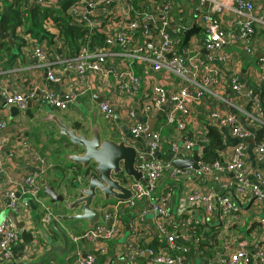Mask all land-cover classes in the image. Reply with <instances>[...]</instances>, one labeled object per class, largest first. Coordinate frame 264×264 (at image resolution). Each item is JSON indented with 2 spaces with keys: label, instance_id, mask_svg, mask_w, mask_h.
I'll return each mask as SVG.
<instances>
[{
  "label": "built area",
  "instance_id": "obj_1",
  "mask_svg": "<svg viewBox=\"0 0 264 264\" xmlns=\"http://www.w3.org/2000/svg\"><path fill=\"white\" fill-rule=\"evenodd\" d=\"M34 3L59 9L60 0H33ZM140 0H75L69 7L67 15L72 24L84 30L96 31L104 37L102 46L83 45L78 54L71 59L61 61L60 55L52 60L53 51L60 46L63 40L55 22L49 18L44 22V29L54 36L55 49L49 48L46 43L33 38L31 34L20 32L18 35L26 56L36 65L38 70L45 71L48 82L61 85L63 74L57 72V62L74 74L75 82L84 84L78 93H68L60 96L53 90L45 88L38 95L36 91L23 94H10L0 86V96L4 100V107L16 106L22 113L27 111L29 102L36 100L40 108L58 111H67L78 101L79 96L92 90L94 86L89 82L94 76L106 79L108 66L119 57L131 58L140 65L149 68L154 74L167 72L178 78L181 83L176 90H169L165 85L156 83L150 87L137 101V106L122 110V116L130 123L129 132L132 138L143 139L145 150H138L136 167L144 173L141 182H134L127 178L122 184L132 191L133 197L129 201H116L110 209L103 208V223L93 230L86 231L75 240H84L88 243H109L120 237L124 229L123 218L127 213L135 210L138 202L150 199L152 201L153 225L157 233V247L145 244V218L138 216L130 222V238L125 250L117 253L115 260L109 264H140L149 256V264H189V259L199 258L197 264H264V245L255 244L250 250L239 248L235 251L226 249L211 250L215 239L205 230H200L208 221V215L214 209L216 197L212 194L203 196L195 193L187 199V206L177 212V220L173 221L166 208L168 198L155 197L158 184L167 175L173 179L189 178L197 174L209 176L216 173H232L234 180L230 186H235L240 196L249 192L255 198L264 199V172L257 171L256 183L248 188V155L246 141L250 133L240 124L237 99L245 97L249 109L245 113L252 123L264 125V99L252 90L243 87L239 75L232 73L229 77L223 68L226 63L223 50L233 39V31L224 26L225 14L234 15L233 27L237 29L236 40L245 42L256 35V25L264 28V0L260 8L262 14L257 17L256 5L252 0H196L203 6L208 3V10L194 22L189 19L181 27L175 25L173 6L170 1L159 4V0H147L148 7L138 4ZM2 3V2H1ZM0 9L3 8V3ZM123 5L124 11L114 16L112 8ZM1 12V11H0ZM99 14V15H98ZM103 17L101 18V16ZM103 18H107L106 24ZM112 21V23H110ZM193 25L201 28L199 35L193 36L187 48L183 46V32ZM182 35V37L178 35ZM137 45V47H136ZM246 54L253 55L251 46L245 49ZM224 56V57H223ZM260 64V77L264 82V58ZM228 77V78H227ZM142 78L136 72L123 74L117 88L120 99L134 98L142 89ZM229 83V85H228ZM228 87L231 88L228 92ZM223 103L230 111L212 112L208 119L227 128L237 139L227 158L206 163L203 155L200 156L198 169L191 167L178 169L172 162L162 159L164 144L169 142L173 159H191L198 142L190 139L186 134L188 124L191 123L192 112L203 99ZM117 105L112 101H104L98 105L102 119L110 123L117 114ZM164 113V125L175 129V137L166 140L161 131H150V127L141 122L145 117H153L157 113ZM139 117V118H138ZM141 117V118H140ZM139 121L135 122L134 119ZM5 121H0V132L6 128ZM209 140H204L206 145ZM4 144V143H1ZM27 145V144H26ZM256 153L259 160H264V138L257 143ZM12 155V154H11ZM39 160L38 156L36 157ZM1 175V173H0ZM38 176L30 175L26 178L20 191L21 197L30 195L34 203L43 211L42 223L50 225L56 216L53 205L46 204L41 192L36 187ZM229 187V186H228ZM18 192L9 191L7 198L9 210L20 222L28 221L27 210L29 205L19 201ZM199 203L203 204L202 216L196 218L199 212ZM241 207L229 202L221 205V225L226 230L232 229L240 220ZM204 216V218H203ZM203 218V219H202ZM108 222V224H106ZM264 225V220L262 222ZM26 226V225H25ZM22 229L10 220L0 224V262L12 263L15 260L13 246L20 240ZM202 244L204 247H202ZM148 245V246H147ZM99 251L103 255L109 252L108 246H102ZM211 254L213 256H211ZM74 264H99L96 254H87L79 258Z\"/></svg>",
  "mask_w": 264,
  "mask_h": 264
},
{
  "label": "crops",
  "instance_id": "obj_2",
  "mask_svg": "<svg viewBox=\"0 0 264 264\" xmlns=\"http://www.w3.org/2000/svg\"><path fill=\"white\" fill-rule=\"evenodd\" d=\"M168 1L172 2L177 0H159V4L162 5ZM252 1L256 5L255 14L258 17L262 14L260 8L263 2L261 0ZM1 2L2 0H0V3ZM138 4L144 8L148 7L147 0H140ZM30 6L33 8L34 6L43 7L44 5L34 3L33 0H30L28 4L24 5V8L28 9ZM208 8L204 9V5L201 6L199 1H194L191 5L185 4L183 6L182 4H179L177 5V11L176 7L175 9L173 7V16L180 23H175V25L181 27L189 20V18L194 19V22H198L197 20L201 18ZM1 10L2 9H0V11ZM112 10L114 16H119L124 11V7L123 5L114 6ZM102 17L103 15L101 18ZM49 18L55 22L57 29L60 31V24L57 23L53 17ZM107 20V18H103L104 24H106ZM233 21V13L227 12L223 22L225 27H228L233 31V39H231L230 43H228L223 50V54L225 55V57H223L226 59L223 68L227 72L228 77L232 73H237L243 87L247 90L256 86L257 90L260 91L264 84L260 77V64L262 62L261 60L264 58V28L260 25H256V35L247 39L245 42H240L236 40L237 29L233 27ZM110 23H112V21ZM92 33L100 35L96 31H93ZM50 34L51 37L49 39H38L33 35L32 36L40 42L46 43L49 48L55 49L56 41L53 40V34ZM61 39L63 40L61 45L57 46V50L52 52V60L57 61L56 55H60L61 61L71 59L76 55L69 49L62 37ZM8 43L9 42H3L0 38V86L6 89L10 94L18 93L28 95L29 93L36 91L39 95L41 90L48 88L60 96H64L68 93H78L81 88L85 87L84 84L80 85L79 81H74L76 76L68 72L65 67L61 65V62H57L55 68L58 73L63 74L64 81L61 85L49 83L46 72L36 68V65L30 60L29 56H26L22 44L19 50L17 49V52L14 53L12 50L8 49ZM91 45L92 42L90 41L89 46ZM95 46L101 45L97 44ZM249 46L254 50L253 55H248L245 52V49ZM120 58L122 57H119L118 59ZM118 59L109 64L106 79L94 76L89 82L94 88L79 96L78 101L71 105L67 111H52L60 115L72 126L76 127L79 125V132L89 133L91 126L88 115L96 105L95 98L103 99L102 102L106 100L112 101L117 105L118 117H115L110 123H108L100 116L103 138H108L117 142L126 140L136 149L145 150L143 139H135L131 137L129 132L130 123L126 117L122 116V110L131 106L135 108L137 106V101L144 96L146 92H149L150 87L153 84L160 83L165 85L169 90H176L181 83L174 75L167 72L154 74L149 68L138 64L131 58H124L125 60H131L127 69H124L123 67L119 68V61L121 59ZM130 71H134L141 76L143 82L141 92L134 98L124 97V99H120L117 94L118 84L122 79L123 74ZM230 90L231 88L228 87V92H230ZM88 97H90V99H88ZM236 99L238 100L237 105L239 109L237 113L240 115V124L250 133L246 145L248 155L247 184L248 188L251 189L253 184L256 183L255 174L257 171L264 172V160H259L256 153L258 143L256 134L264 127V125H261L259 122H250L246 114L241 113V111L248 112L249 105L245 97H236ZM32 109L37 116L44 115L46 111L44 108H40L36 100L33 101ZM216 111L225 113L230 111V108L223 103L212 102L204 98L202 103L197 105L193 110L191 116L192 121L188 124L186 129L187 136L195 142H198L192 158L195 153H197L199 157L203 155V147L205 146L203 145V141L208 139V124L216 125L224 135L226 149L222 152L223 158H227V154L230 153L231 148L238 142L227 128L208 119V115ZM9 118H11V112L7 107H4V100L0 96V121H5L7 124L6 128L0 132V218L4 212H8L10 209L7 193L9 191L20 193L28 176L34 174L38 176L36 187H38L41 196H43V188L39 185L42 178H46L49 185H54L57 183L56 179L59 176H62L63 184L72 186L73 179L80 173V169H77L78 167H75L74 165L70 166L58 160L60 154L79 153L81 151L76 147L68 145L66 143V138H57L58 130L53 124H41L37 126L26 117L19 116L12 121H10ZM138 118L134 119V121L138 122ZM150 118L157 120L154 130L161 131L166 140L175 137V129L164 125L165 116L163 112L157 113L153 117H145L143 120H150ZM145 123L149 126L147 122ZM163 153L164 154L161 156L162 159L168 161L172 155L168 141L164 144ZM37 156L39 160L36 159ZM233 180L234 176L232 173H216L209 176L197 174L189 178L179 179H173L167 175L158 184L155 197H169L166 208L170 212L172 220L176 221L177 212L187 206V199L191 195L195 193H200L203 196L209 194L214 195L216 197L214 209L209 213L208 221L205 223V227H203L205 232L215 239L214 244L211 246V250H220L221 252L226 249L235 251L239 248L250 250L255 244L260 243L264 245V225H262L264 220V199H257L250 192L246 195L240 196L235 189L236 187L229 185ZM61 191L63 190L61 189ZM43 198L46 204L49 203L50 206H52L49 198H46L45 196H43ZM24 199L32 200V197L27 195L21 197L19 201L23 204L25 202L23 201ZM112 200H114V202L117 201L115 199ZM147 201L148 199L138 202L135 210L124 216V229H122L120 237L108 244L102 242L97 244L88 243L85 241L83 242L82 239L75 240V238H79L83 234L85 223H77L74 229L71 228L69 223H59L60 227L69 233V238L74 249L63 257L54 254L44 264H74L79 258H85L87 254L91 253L97 255L99 264H109L113 262L115 260V251L118 250L117 253H120L127 247L130 238V222L138 216H143L145 218V244H149V247H157V233L153 225V212L147 204ZM223 202H229L241 207L239 222L229 230H226L225 227H222L220 224L221 205ZM108 204L109 203L102 202L98 204L97 207L100 210V208H104ZM197 207L199 208V212H196L195 216L200 219L202 216L201 212L203 204L199 203V206ZM55 210V215L68 214L61 206H55ZM43 214L44 211L40 207H38L37 210H33V208L29 206V209L27 210L28 221L25 224L26 230L30 232L37 228L39 223H42ZM239 229H245L247 234L241 236L237 235ZM53 236L55 244L62 246V239L57 234H54ZM154 243L156 244L153 246L152 244ZM102 246H108L109 252L107 255L100 253L99 248ZM47 250V242L41 233L35 232V234H33V240L28 243H25L21 236L20 240L13 246L15 257L14 262H38ZM213 255L211 254V256ZM189 261V264H197L200 259L191 258ZM149 262L150 258L146 255L140 264H149ZM0 264L2 263L0 262ZM208 264H211V262L208 261Z\"/></svg>",
  "mask_w": 264,
  "mask_h": 264
},
{
  "label": "water",
  "instance_id": "obj_3",
  "mask_svg": "<svg viewBox=\"0 0 264 264\" xmlns=\"http://www.w3.org/2000/svg\"><path fill=\"white\" fill-rule=\"evenodd\" d=\"M208 8V3L204 4V9ZM1 19V18H0ZM201 33V28L193 25L183 32L184 42L186 45L189 40ZM0 38L9 41L14 53L17 52V43L9 33L4 31L0 21ZM96 105L89 113L90 132H79L78 127H74L64 120L54 111L46 109L45 114L37 116L32 109L33 102H29L27 111L22 113L16 106L7 107L11 112L10 121L21 116L28 118L33 124H53L57 128V138H66L67 144L76 147L79 153L60 154L58 160L70 166L78 167L79 175L73 179L72 186L63 184L62 176L56 179L54 185H49L46 178H42L39 185L43 188V196L50 199V203L55 206L63 207L68 214H56L50 225L39 223V226L32 231H27L24 222H20L16 215L8 210L0 218V224L5 219H10L19 229H22V240L28 243L33 240V234L41 233L45 238L48 250L39 259L38 262H19L8 264H44L52 255L57 254L65 256L74 249L69 238V233L60 227L59 223H69L74 229L77 223H85L84 232L93 230L97 225L103 223L102 212L97 207L100 203H109L112 199L117 201H129L133 197L131 190L122 184L121 176L132 179L134 182H141L144 179V173L136 167L138 150L126 140L114 141L103 138L100 111L98 104L103 99L95 98ZM147 122L150 131H154L156 119L142 120ZM175 168L183 169L191 167L198 169L200 157L197 153L191 159L178 158L168 159ZM61 189L63 191H61ZM60 191V192H59ZM18 198L21 194L18 193ZM33 210L38 206L30 199H24ZM147 204L152 209V201L148 199ZM59 210L58 208H56ZM56 212V210H55ZM108 224V222H106ZM54 234H57L63 241V245L55 244ZM84 242V240H82Z\"/></svg>",
  "mask_w": 264,
  "mask_h": 264
},
{
  "label": "trees",
  "instance_id": "obj_4",
  "mask_svg": "<svg viewBox=\"0 0 264 264\" xmlns=\"http://www.w3.org/2000/svg\"><path fill=\"white\" fill-rule=\"evenodd\" d=\"M30 0H2L4 6L0 12V21L4 31L9 33L11 37L16 41L17 48L19 50L22 40L18 35L20 32L24 34H31L38 39H49L51 36L44 29V22L49 17H53L54 20L60 24V37H62L69 49L78 54L80 48L83 45H89L92 42V47L95 45H103L104 37L92 31L84 30L78 26L72 24L70 16L67 15L69 7L75 2V0H60L59 9L48 6H30L28 9L24 8L25 4H28ZM20 29V30H18ZM182 37L180 34L178 35ZM90 38V39H89ZM2 40V39H1ZM7 43L9 41L2 40ZM189 44L183 45L187 48ZM8 49L13 50L10 43H8ZM255 94H258L261 99H264V84L260 91L256 86L252 87ZM249 109V106H248ZM76 127H80L79 125ZM209 142L203 147V161L206 163H213L222 159V152L226 149V143L223 133L216 125L208 124ZM264 138V127L261 128L256 134V139L259 142ZM205 227V226H204ZM200 228V230H202ZM156 243L152 244L153 246ZM202 247L203 244H202Z\"/></svg>",
  "mask_w": 264,
  "mask_h": 264
},
{
  "label": "rangeland",
  "instance_id": "obj_5",
  "mask_svg": "<svg viewBox=\"0 0 264 264\" xmlns=\"http://www.w3.org/2000/svg\"><path fill=\"white\" fill-rule=\"evenodd\" d=\"M194 1H196V0H177V1H172V2H170L171 3V5L174 7V9H175V7H176V11H177V5H179V4H182L183 6L185 5V4H187V5H191V3H193ZM173 14H174V12H173ZM173 19H174V22L176 23V24H180L176 19H175V17L173 16ZM190 19V18H189ZM121 59V60H120ZM120 59H118V60H120L119 61V68H121V67H123L124 69H127L128 68V66H129V63L131 62V60H129V59H124V58H120ZM121 70H123V69H121ZM88 99H90V97H88ZM56 110V109H55ZM56 111H58V110H56ZM20 117H24V115L22 114ZM121 179L124 181V182H127V177H125V176H121ZM112 203H115L114 202V200H111L110 202H109V204L108 205H106L105 207H106V209H110V207L113 205ZM100 210L102 211L103 210V208H100ZM245 234H247V231L245 230V229H239L238 231H237V235H239V236H241V235H245Z\"/></svg>",
  "mask_w": 264,
  "mask_h": 264
}]
</instances>
